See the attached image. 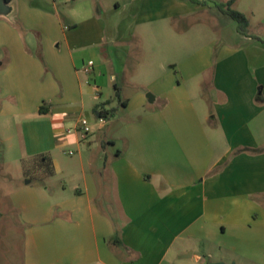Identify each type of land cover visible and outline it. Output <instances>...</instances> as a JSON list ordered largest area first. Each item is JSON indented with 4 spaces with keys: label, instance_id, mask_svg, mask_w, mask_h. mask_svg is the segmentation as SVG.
<instances>
[{
    "label": "crops",
    "instance_id": "obj_1",
    "mask_svg": "<svg viewBox=\"0 0 264 264\" xmlns=\"http://www.w3.org/2000/svg\"><path fill=\"white\" fill-rule=\"evenodd\" d=\"M49 1L58 15L57 0H44L47 5ZM113 2L110 15L98 8L66 25L67 52L56 51L57 59L50 60L60 88L51 77L40 81L41 64L29 52L11 50L8 41L0 39V67L7 65L4 74L0 72V99L5 98L0 115L26 119L25 89L37 83V94L50 103L38 109V117L48 125L42 129L28 124L30 131L36 130L37 143L30 140L25 152L50 158V177L68 176L60 187L44 182L39 190L29 180L11 194L24 229L23 264H188L193 257L201 258L194 255L193 244L211 245L218 235L230 237L233 247L248 250L252 258L259 256L264 252V152L248 149L264 146V42L251 33L255 10L264 24V0L232 4L250 22L249 35L236 29L237 35L256 50L223 46L214 67L186 70L203 76L195 90L207 89L205 120L192 92L181 83L167 82L154 101H148L157 107L126 127V145L116 153L107 147L114 143L112 137L100 136L94 146L85 144L83 149L78 133L66 127L69 118H75V126L87 112V99L106 85L101 69L107 68L106 62L113 67L115 59L113 52L104 53L106 45L123 41L132 19L159 22L216 4ZM47 15L46 23L57 26L61 21L51 12ZM85 58L94 60L90 73L83 69ZM145 102L140 97L138 105ZM206 121L220 132V148ZM45 137L49 147L41 145ZM65 145H75L79 158L64 167L55 151Z\"/></svg>",
    "mask_w": 264,
    "mask_h": 264
},
{
    "label": "rangeland",
    "instance_id": "obj_2",
    "mask_svg": "<svg viewBox=\"0 0 264 264\" xmlns=\"http://www.w3.org/2000/svg\"><path fill=\"white\" fill-rule=\"evenodd\" d=\"M47 3L49 5L44 0H14L13 12L8 16H0V39L7 40L11 50L23 48L41 64L40 81L51 77L58 85L53 70H51L50 60L57 59L54 56L56 51L67 52L64 45V33L70 19L82 18L89 12L96 13L98 8H102L100 11L105 13L108 11V15H110L114 2L113 0H57L55 4L58 15L51 10L53 3L51 1ZM232 8L241 9L233 6ZM47 12H51L56 20L60 18L61 21L57 26L45 22V18L48 17ZM259 15L260 13L255 10V16L251 18L252 32H250L254 34V37L264 40V24ZM236 29L237 21L222 13L215 6L200 10L193 9L185 15L153 23H136V20H130L126 38L118 45L114 46L110 42L104 48V53L107 55L109 52H113L115 55L114 65L111 67L116 73L112 79L110 75L113 71L109 63L106 62L107 68L101 69L103 71L100 76L106 85L101 87L100 93L93 92V95L87 99V112L81 117L88 120L91 131L87 140H82L83 149L85 144L94 146L99 137L104 138L105 135L114 139V143L107 146L110 151L116 153L123 149L127 139L126 127L146 112L151 111L152 108L157 107V103L154 105L148 102V94H158L161 87L167 82L177 85L181 83L187 87L192 92L205 120L209 110L207 89L195 90L203 76L201 74L191 76L187 72L188 68L189 66L199 68L204 64L214 67L218 59V52L223 46H231L243 51L256 50L252 47V42L241 39L237 35ZM1 51H4L3 46H0ZM85 61L87 63L88 58H85ZM6 67L7 65L0 67V72H5ZM82 77L83 81H86L85 76ZM90 82L94 84L92 78ZM115 84L119 88V97L116 95ZM58 87L60 88L59 85ZM25 90V106L28 112L26 119H18L12 115H0V212L2 214L0 219V264H23L24 229L19 223V214L14 207L11 194L29 180L32 181L33 188L42 190L44 182L50 183L54 187H60L66 183L68 178L63 173L50 177L47 175L45 165H39V158L26 155L25 144H29L30 140L37 143L36 130L30 131L28 124H31L32 128H37L38 125L42 129L47 127L48 122L38 117V109L45 106L43 108L45 110L50 103L47 98L37 94V83L34 82L31 87L27 86ZM51 93L50 91L48 94L51 95ZM140 97L146 99L143 106L138 105ZM3 98L1 97L0 103L3 102ZM102 108L115 109L114 114L108 119H101L97 115V111ZM74 122L75 118L66 120V127L72 128V132H74ZM101 124H104L105 127L99 129ZM206 126L211 138L220 148L222 145L220 132L213 130V126H210L208 121H206ZM50 144L51 141L46 137L41 142V145L48 147ZM70 150L74 154H69ZM55 154L59 155V160L64 167L77 162L79 158V152L75 145H65L59 150L56 149ZM230 243H232V239L224 235H218L211 245L199 241L192 246L195 247L196 254L194 255L201 257L200 260L193 257L187 262L188 264L218 262L264 264L263 251L259 256L252 258L248 250H242L236 245L234 248Z\"/></svg>",
    "mask_w": 264,
    "mask_h": 264
},
{
    "label": "trees",
    "instance_id": "obj_3",
    "mask_svg": "<svg viewBox=\"0 0 264 264\" xmlns=\"http://www.w3.org/2000/svg\"><path fill=\"white\" fill-rule=\"evenodd\" d=\"M9 2H12L13 0H8ZM216 4V7L224 14L229 15L230 17H232L233 19H235L237 21V30L239 31V33L244 34V35H249V26H250V22L248 17L241 11L233 9L232 8V4L234 2V0H229L227 2H220V1H216L213 0ZM203 3H206V1H203ZM256 39L261 40L264 42V40H262L259 37H256ZM115 89L117 90L116 95L119 97L120 96V92H119V88L118 86L115 84ZM42 110V108H41ZM115 109H105L102 108L100 110L97 111V114L99 115L100 118H106L108 119L111 115L114 114ZM249 152H254V153H260V152H264V146L263 147H259L256 149H248ZM39 165H45V169L47 170V175H52L53 174V169H52V164H51V160L50 158L46 157V156H41L39 157ZM2 217V214L0 212V219ZM0 238H1V234H0Z\"/></svg>",
    "mask_w": 264,
    "mask_h": 264
},
{
    "label": "built area",
    "instance_id": "obj_4",
    "mask_svg": "<svg viewBox=\"0 0 264 264\" xmlns=\"http://www.w3.org/2000/svg\"><path fill=\"white\" fill-rule=\"evenodd\" d=\"M94 60H89L85 65H84V71L86 73H90L94 69ZM74 131L78 133L79 137L81 140H84L87 138L89 135L91 128L89 126V122L86 118L84 117H79L75 126H74ZM68 132H72V128L68 129ZM69 154H74L72 150L69 151Z\"/></svg>",
    "mask_w": 264,
    "mask_h": 264
},
{
    "label": "water",
    "instance_id": "obj_5",
    "mask_svg": "<svg viewBox=\"0 0 264 264\" xmlns=\"http://www.w3.org/2000/svg\"><path fill=\"white\" fill-rule=\"evenodd\" d=\"M13 10H14L13 3H10L8 0H0V16H8L13 12ZM148 98L150 102H153L155 99V95L149 93ZM213 264H226V263L218 262Z\"/></svg>",
    "mask_w": 264,
    "mask_h": 264
}]
</instances>
